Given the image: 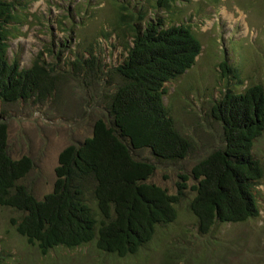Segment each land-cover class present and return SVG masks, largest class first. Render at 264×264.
<instances>
[{"label": "trees", "instance_id": "trees-1", "mask_svg": "<svg viewBox=\"0 0 264 264\" xmlns=\"http://www.w3.org/2000/svg\"><path fill=\"white\" fill-rule=\"evenodd\" d=\"M28 2L0 0V103L5 105L34 98L42 102L57 90L56 71L42 56L29 69L8 58L7 28L18 24L16 12L26 9ZM102 3L95 13L103 12ZM107 3L104 26L111 32L105 29L100 37L115 36L126 44L124 62L114 69L121 82L108 96L106 116L95 122L92 137L60 154L54 190L43 200L20 183L34 163L29 157L14 160L9 155L8 126L0 119V208L21 214L14 221L17 233L43 255L59 247L75 250L94 243L104 253L134 256L152 240L159 225L177 219L176 206L187 189L179 184L175 196L148 183L156 166L136 159L135 153L148 150L158 161L175 163L193 150L164 103L165 86L195 66L202 44L191 27L176 20L180 0ZM75 9L77 17L88 18L80 11L81 4ZM61 45L65 47L64 42ZM87 54L86 61L77 59L70 65L97 71L95 54ZM222 75L230 82L213 103L210 117L222 126L224 146L192 170L196 184L190 211L203 235L216 223H245L260 215L254 186L263 180L264 168L253 147L264 133V86L255 84L236 93L244 84L242 78L235 79L226 64ZM0 264H6L2 253Z\"/></svg>", "mask_w": 264, "mask_h": 264}, {"label": "rangeland", "instance_id": "rangeland-1", "mask_svg": "<svg viewBox=\"0 0 264 264\" xmlns=\"http://www.w3.org/2000/svg\"><path fill=\"white\" fill-rule=\"evenodd\" d=\"M108 1L103 0V12L95 13L102 0H29L26 9L16 12L18 24L7 28L10 62L18 60L21 68L29 69L42 56L58 76L55 94L45 101L0 103V119L8 126L9 155L33 161L34 168L20 183L38 200L54 190L60 154L92 137L95 122L106 116L108 96L121 82L114 69L124 62L126 44L115 36L100 37L109 16ZM78 4L88 18L77 17ZM174 15L202 44L195 66L165 86L164 103L193 150L175 163L158 161L148 150L135 157L156 166L148 183L175 196L179 184H186L176 206L177 219L159 225L152 240L134 256L104 253L94 243L75 250L59 247L43 255L17 233L14 221L21 214L0 208V253L6 264H264V178L254 186L260 208L256 219L216 223L203 235L190 211L196 184L192 170L224 146L222 126L210 117L213 103L230 82L223 77L222 66L233 69L235 79L242 78V87L230 84L236 93L255 84L264 86V0H180ZM90 51L96 56L97 71L70 65L77 59L86 61ZM253 154L264 168V133L255 141ZM182 176L189 180L184 182Z\"/></svg>", "mask_w": 264, "mask_h": 264}]
</instances>
